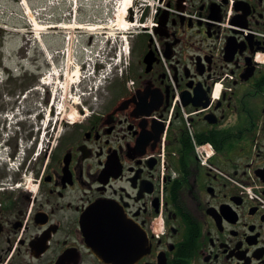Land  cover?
Here are the masks:
<instances>
[{
    "label": "flooded vegetation",
    "instance_id": "flooded-vegetation-1",
    "mask_svg": "<svg viewBox=\"0 0 264 264\" xmlns=\"http://www.w3.org/2000/svg\"><path fill=\"white\" fill-rule=\"evenodd\" d=\"M215 1L158 0L165 22L131 36L125 79L73 122L30 57L48 49L9 54L0 30V264H107L85 230L100 203L110 264H264V209L240 187L264 182V0H220L219 20Z\"/></svg>",
    "mask_w": 264,
    "mask_h": 264
},
{
    "label": "rangeland",
    "instance_id": "rangeland-1",
    "mask_svg": "<svg viewBox=\"0 0 264 264\" xmlns=\"http://www.w3.org/2000/svg\"><path fill=\"white\" fill-rule=\"evenodd\" d=\"M2 1L9 11H16V20L13 24L16 25V34L8 44V53H12L15 48L23 49L31 46L38 48L41 45L35 37V32L32 30L31 25V19L32 17L35 19L36 12H39L37 16L38 21L40 19L41 23L48 24L50 27L44 25L43 30L39 31L36 29L39 33L45 31L43 32L42 43L48 49V54L38 51L30 57L37 58L40 63L39 65L43 64L46 66V77L53 75L54 71L57 70L61 71V74L64 75L59 77V80L54 81H59L61 86L66 84L67 88H60L59 84L50 85L56 93L55 105L59 107L56 113L61 112L57 115L58 117H63V123L65 121H76L79 119L80 112H92L97 104H105L110 100L117 83L123 81L125 76L114 78L110 86L106 85L104 92L92 96H89L87 93L86 96H83V91L88 92L86 90L88 82L87 80H83V76L86 75V68L84 67L83 70V63L88 55L84 50H87V53H90V50H99L102 44L107 42V38H115V46L107 49V52H110L108 57H116V55L126 51L128 52L126 56L128 57V63L133 62L134 50L133 37L131 36H136L142 28L137 26L124 28L119 23V14L122 9L121 0H93L90 3L82 2V4L81 0H64L65 2L60 9L51 7L46 11H43V8L46 7L47 0ZM134 1L130 8L132 12H129L130 9L128 8L126 14L127 17L129 15V18L132 16L134 19L141 18L142 9L149 3L155 6L158 3V0ZM41 23L37 22L39 25H42ZM59 23H67L70 26H66L65 29L68 30L52 29ZM78 25H83L84 29L79 30L81 28ZM64 26L62 25V27ZM91 35L94 37L93 44L89 40ZM110 44H112V41ZM11 60V63L15 65L16 58L12 56ZM76 68L81 70V74L77 79L73 76ZM34 69L37 68L34 67ZM4 92H7V88L4 89ZM56 113H53V117L56 116ZM56 131L57 128L54 132L56 133ZM61 133L62 127L58 135Z\"/></svg>",
    "mask_w": 264,
    "mask_h": 264
},
{
    "label": "water",
    "instance_id": "water-1",
    "mask_svg": "<svg viewBox=\"0 0 264 264\" xmlns=\"http://www.w3.org/2000/svg\"><path fill=\"white\" fill-rule=\"evenodd\" d=\"M168 17V13L165 12L163 16L160 18L159 25H161L162 21ZM211 17L215 20H219L221 18L220 8L216 5L212 7ZM133 21V18H130ZM235 24H241L238 20V17L234 20ZM159 28L156 30L158 31ZM115 207L111 204L100 203L95 207H92L86 217L85 220V230L87 236V242L89 246L93 249L95 254L105 263L110 264V225L112 217V212L115 211ZM97 232L98 237L96 238L94 232Z\"/></svg>",
    "mask_w": 264,
    "mask_h": 264
},
{
    "label": "bare ground",
    "instance_id": "bare-ground-1",
    "mask_svg": "<svg viewBox=\"0 0 264 264\" xmlns=\"http://www.w3.org/2000/svg\"><path fill=\"white\" fill-rule=\"evenodd\" d=\"M133 2H134V0H121V4H122V9H121V11H120V14H119V23L124 27V28H130V27H132V26H138V24L137 23H133V22H130L129 20H128V17H127V11H128V8L130 9L131 8V6H132V4H133ZM32 19H33V17H32ZM34 21V20H33ZM34 23H35V26H36V29H38L39 31L40 30H43V26L44 25H39V24H37V22L36 21H34ZM42 28H41V27ZM49 27V26H48ZM60 27H62V25L61 26H59V28ZM79 28H83L82 26H78ZM50 28V27H49ZM54 28H58V26L56 27V26H54ZM62 28H66V26H64V27H62ZM42 32V31H41ZM80 74H81V70L79 69V68H76V70L74 71V73H73V76H74V78H79V76H80ZM62 76H64V75H62L61 74V71H59V70H57V71H54V73H53V75H51V76H47L46 78H45V85L47 84V85H51V84H53V85H55V84H59V81L58 82H55L54 80H59V77H62ZM65 76H66V74H65ZM59 86H60V88H63V89H65V88H67V85L66 84H64V85H60L59 84ZM217 95H219V93H220V86H218L217 88Z\"/></svg>",
    "mask_w": 264,
    "mask_h": 264
},
{
    "label": "built area",
    "instance_id": "built-area-1",
    "mask_svg": "<svg viewBox=\"0 0 264 264\" xmlns=\"http://www.w3.org/2000/svg\"><path fill=\"white\" fill-rule=\"evenodd\" d=\"M248 191L250 192L251 196H252L254 199L260 201L261 204H262V206L264 207V199H262L260 193L256 192L255 190L253 191V190H251V189H248Z\"/></svg>",
    "mask_w": 264,
    "mask_h": 264
}]
</instances>
